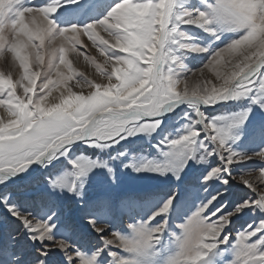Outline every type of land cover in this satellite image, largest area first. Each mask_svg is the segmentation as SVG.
I'll return each instance as SVG.
<instances>
[{
    "label": "snow or ice",
    "instance_id": "1",
    "mask_svg": "<svg viewBox=\"0 0 264 264\" xmlns=\"http://www.w3.org/2000/svg\"><path fill=\"white\" fill-rule=\"evenodd\" d=\"M0 57V264H264V0H0Z\"/></svg>",
    "mask_w": 264,
    "mask_h": 264
},
{
    "label": "rangeland",
    "instance_id": "2",
    "mask_svg": "<svg viewBox=\"0 0 264 264\" xmlns=\"http://www.w3.org/2000/svg\"><path fill=\"white\" fill-rule=\"evenodd\" d=\"M74 66L80 70L85 72L86 74L92 75L94 73V69L90 67L83 59H81L79 62L74 61ZM12 70L14 78L16 76L15 67L8 64L4 58L0 57V71H8Z\"/></svg>",
    "mask_w": 264,
    "mask_h": 264
}]
</instances>
